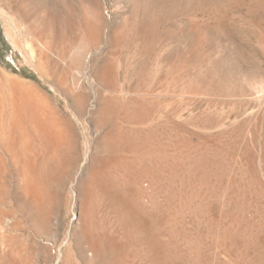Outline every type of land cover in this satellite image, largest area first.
<instances>
[{
    "label": "rangeland",
    "instance_id": "rangeland-1",
    "mask_svg": "<svg viewBox=\"0 0 264 264\" xmlns=\"http://www.w3.org/2000/svg\"><path fill=\"white\" fill-rule=\"evenodd\" d=\"M0 11V69L73 121L86 106L70 180L48 185V249L42 225L17 213L13 240L26 246L12 241L18 253L0 264H155L154 253L162 264H264V0H0ZM103 113L111 167L97 176L112 193L88 204L87 236L103 248L93 262L76 217L101 166Z\"/></svg>",
    "mask_w": 264,
    "mask_h": 264
},
{
    "label": "bare ground",
    "instance_id": "bare-ground-1",
    "mask_svg": "<svg viewBox=\"0 0 264 264\" xmlns=\"http://www.w3.org/2000/svg\"><path fill=\"white\" fill-rule=\"evenodd\" d=\"M0 13L2 16H4V13L2 11H0ZM42 32L43 31H41V29H39L38 33H36L34 35V38L32 40H36V41L41 40L42 39V37H41ZM30 59H31V61H33V57L31 55H30ZM34 68H35V70H38V72L41 75L43 74L44 67L42 65H40V63L38 61H36V63L34 64ZM80 100H82V99H80ZM85 101H87V99ZM74 106H75V104H74ZM85 107L86 106L84 105L83 100L81 102H79V104L76 105L75 109L77 111L78 117L75 118L73 121L68 116L61 113V111L53 104V101L51 99H49L48 96L41 93L40 90H38V88H36L33 84H31L30 82H27L26 80L19 78L18 76L9 74L8 72L0 69V173H2L3 175H4V173H6V175L9 174L8 172H11V171H15V173H17V174H15L17 176H15L14 179L10 176V178L13 179L15 182L14 187L16 188V190L14 189L15 190V192L13 191L14 193L10 192L8 189L5 188L6 187L5 184L7 183L8 180L3 181V179H0V235H2V236H0V238L2 237V239H0V261L3 262V260L7 256H13V254L18 253L17 249H16V253H14L15 248L12 245L14 242L15 243L18 242L17 240L14 241L16 238V233L18 231L17 227L19 225V222L21 221V220H19V219H21V217H18L17 213L22 215L23 216L22 218L32 217L33 220L39 222L42 225V227H43L42 230L44 229V231H45V233H43L45 238L43 236H41V238H43L42 241L46 243L45 246H43V247L45 250L48 249L47 238L49 239L52 236V235L50 236L51 227L49 225H50V222L52 220V211L57 208V201H58L57 198H55V196L53 194H51V190H49L52 187H48V185H51L54 188H58V187L60 188L61 186L64 187L65 184L67 185V180L69 179L68 178L69 171L72 169L74 162L76 163V158H77L76 144L78 142V139L81 136V134L78 130V124L79 123L83 124L82 122H80V120L83 121L81 118L83 116H85V114H86ZM99 107L101 108V106H99ZM102 109H101V111H102ZM98 113H99V111H98ZM105 115H106V113L104 115H102V117H101L100 127L95 126V127H97V129L100 130L99 131L100 132V135H99V137H100L99 152H100V155L102 156V161L100 160L101 166H100V168L97 167L98 170H95V168H94V170H92L89 175L86 174V175H88V178L85 181L86 183L84 185V190H83L85 202L83 203L82 207L79 209L78 215H77V213L73 214V217H75V215H77V217H76L77 224H78L82 234L85 236V239H87L86 240L87 249H84V250H87L89 253L93 254V256H92L93 262L98 257H102L101 255L103 254L102 253L103 248L98 241L94 240L93 238H89L87 236V234H88L87 231L89 230V229L87 230L88 225H89L88 222L90 221L89 217L91 216L90 212L88 213V211L92 210V209L88 210V208L90 207V205L88 206V204L90 201L95 199V197H97L98 199L105 200V201L108 198V190L109 189L105 184L106 182H103L102 179L100 180L97 175L102 174L105 171V169L107 168L106 167L107 165H108V168H109V166L111 167V165L107 163L108 158L106 159V155L109 154L108 153L109 152L108 151L109 146H108L106 139H107L108 134H110V133H108V129H107V121L108 120L106 121L107 116L105 117ZM97 119H99V117ZM88 124L89 123L85 124L84 128H83L85 131L86 138H87L86 139L87 143L85 146L86 152L83 153L81 168L82 167L84 168L91 161L90 160L91 159L90 158V148H91L92 135H93L92 131L96 130V129L92 130ZM97 125H99V124H97ZM93 132H95V131H93ZM96 133H97V131H96ZM108 139H109V136H108ZM66 157H67V159H66ZM108 162H109V160H108ZM112 162H110V163L112 164ZM91 164H92V162H91ZM8 170H10V171H8ZM77 170L79 171V168ZM104 174H106V173L104 172ZM6 179H8V178L6 177ZM10 182H12V181H10ZM14 184H12V185H14ZM7 186H8V183H7ZM61 189H63V188H61ZM109 192H111V191L109 190ZM97 198H96V200H97ZM120 206H122V205H120ZM25 207H27L26 210H24ZM119 208H121V207H119ZM117 210H120V209H117ZM127 214L129 215V213H127ZM132 218H134V217H132ZM137 224L139 225L141 223L139 222ZM143 225H144V223H143ZM120 227H121V225H120ZM32 228H34V226ZM32 228H31V230H32ZM76 228H78V227H76ZM40 231L41 230H39V232ZM89 232L92 233L91 231H89ZM98 233H97V235H98ZM19 237H20V235L16 239H18ZM35 237L40 238V235L35 236ZM82 239H84V237H82ZM27 240H29V239H27ZM12 241H14V242L12 243ZM55 241H57V240H55ZM102 241H104V240H102ZM67 242L61 241V242H59L60 244L55 243L56 252H55L54 259L57 261L56 263L61 261L60 260L61 259L60 258L61 257L60 256L61 255L60 250H62L61 248L63 246H65V248L67 247V245H68ZM19 243H21V242H18V244ZM18 244L16 243V245H18ZM22 245H23V243H22ZM53 245H54V243H53ZM157 245L155 246V248L157 247ZM18 246H20V248H21V244H19ZM23 246H26V245H23ZM23 246H22V248H23ZM149 246H150V244H149ZM21 249H18V250H21ZM63 249H64V247H63ZM42 250H43V248H42ZM162 250H163V248H162ZM21 251H23V250H21ZM49 252L51 253V251H49ZM104 254H105V252H104ZM154 254H155V258H154L155 264H162L164 261V258H167V257H163L162 254H160V255L156 254V253H154ZM15 256L17 257V255H15ZM152 256H154V255H152ZM20 257H22V256H20ZM149 257H151V256H149ZM206 257H208V256H206ZM10 258H12V257H10ZM13 258H12V260H13ZM19 259H21V258H19ZM23 259H25V258H23ZM27 261H28V259L26 257V259L23 260V263L25 264V263H27ZM165 261L167 262L166 259H165ZM5 263H6V261H5ZM152 263L154 264L153 261H152Z\"/></svg>",
    "mask_w": 264,
    "mask_h": 264
}]
</instances>
